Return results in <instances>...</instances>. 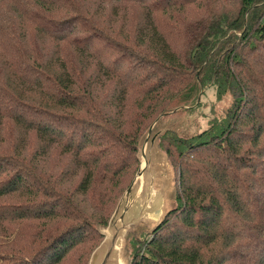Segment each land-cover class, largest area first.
I'll return each mask as SVG.
<instances>
[{"label": "trees", "instance_id": "obj_1", "mask_svg": "<svg viewBox=\"0 0 264 264\" xmlns=\"http://www.w3.org/2000/svg\"><path fill=\"white\" fill-rule=\"evenodd\" d=\"M93 2L0 0L13 40L28 18L33 37L81 61L15 43L0 60V264H59L95 247L149 125L174 203L132 234L127 264H264V0ZM191 5L205 10L187 16ZM207 84L230 95L224 116L188 136L158 127Z\"/></svg>", "mask_w": 264, "mask_h": 264}, {"label": "rangeland", "instance_id": "obj_2", "mask_svg": "<svg viewBox=\"0 0 264 264\" xmlns=\"http://www.w3.org/2000/svg\"><path fill=\"white\" fill-rule=\"evenodd\" d=\"M87 1L93 2L94 0ZM94 3L95 2L92 4ZM97 3L98 2H96L95 5ZM216 4L217 3L214 2L213 5ZM90 6L91 4L89 7ZM102 6L104 7V11L100 9L101 14L99 17H87L90 23L91 21L96 22V18L103 21L104 14L107 10L105 7L109 8V6L107 3H105V5L103 3ZM4 8L5 6L0 7V9ZM125 10L129 14V16H126L131 18L138 16L140 8L134 3L131 5L127 4ZM202 10H205L204 6L198 8L195 7V5H191L188 8L187 16H197V14H199L200 11L202 12ZM22 24L25 25L24 30L23 27L17 23L14 24L13 27L14 31L23 30V33L26 31L24 37L16 39L17 42L15 39L13 40L11 38L13 33L8 31L10 28L6 26L0 28V60L10 58L11 54L14 55L13 51L15 43L19 49H29L30 47L35 49V46L41 47L42 45H47L49 50H55V54L58 52L63 56V58H68L70 60L68 61L69 64L72 63L74 66L81 65L79 56L76 53L77 51L72 45L64 43V46L62 44L58 48L55 44L53 45L52 40L47 41L48 43L46 44L41 37H33L34 35L32 34L34 28L28 18L26 23ZM79 27L82 29L81 31H78V37L88 34L89 31L86 29L88 26L84 22L79 23ZM114 38L116 40H122L119 35L116 37L114 36ZM99 48L109 52L110 57L117 54V51L113 48L107 49L102 45ZM127 60L128 59H125L124 62H127ZM230 99L231 98L228 93H224L217 98L214 86L207 84L203 87L202 92L199 94L197 103L184 104L180 107L177 106L178 108L176 112L169 113L166 118L158 124V127L169 125L174 127L179 134L188 136L202 128L207 127L211 120H218L224 116L225 109L229 105ZM149 126L151 128V125ZM147 131L138 149L137 168L139 170L131 182L129 189H122V192L120 193L122 195H119L121 197L119 199V204L111 217L112 221L113 219L118 218L120 214L122 215L121 219L118 220L120 223H117L118 229H116L117 232H115V241L113 243L115 251L112 253L113 257L117 259L118 264H127L130 238L132 234L138 238L145 236L149 227L160 219L165 210H167L174 203L172 197L173 168L164 153L155 145V142L153 141L156 132L151 133L150 129L148 133ZM132 176L130 175L131 178ZM7 199L12 200L13 197H8ZM111 221H109V223L106 222L105 226L99 227L103 233L109 231ZM98 240L99 239L96 238L91 243L86 242L83 245L75 247L62 259L59 264H86L89 254Z\"/></svg>", "mask_w": 264, "mask_h": 264}, {"label": "water", "instance_id": "obj_3", "mask_svg": "<svg viewBox=\"0 0 264 264\" xmlns=\"http://www.w3.org/2000/svg\"><path fill=\"white\" fill-rule=\"evenodd\" d=\"M149 129H150V126L148 127V131H149ZM148 131H147V133H148ZM138 170L139 169L137 168L136 171L134 172L130 182L127 184V186L124 188V190L129 189L130 184L133 181ZM121 195L122 194H120V196ZM120 196L118 197V199L115 203V206H114L112 212L110 213V215L107 219V223H109V221H111L112 214L114 213V211L117 208V205L119 204V199L121 198ZM121 206H122V204H121ZM121 209H122V207H121ZM121 216L122 215L120 214L118 218H115L111 221V226L109 228L110 232L109 231L106 233L102 232L103 236H102L101 240L98 242V244L91 251L87 264H118L117 259H115L113 257L112 253L115 251V246H113V243L115 241V235H116L115 232H117L116 229H118L117 223H120V221H118V220L121 219Z\"/></svg>", "mask_w": 264, "mask_h": 264}]
</instances>
